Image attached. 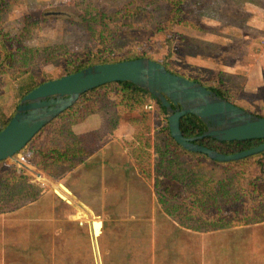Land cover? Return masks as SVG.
<instances>
[{
  "label": "rangeland",
  "instance_id": "obj_1",
  "mask_svg": "<svg viewBox=\"0 0 264 264\" xmlns=\"http://www.w3.org/2000/svg\"><path fill=\"white\" fill-rule=\"evenodd\" d=\"M7 1L4 17L10 26L17 27L29 17L38 19L37 45L47 44L59 53L67 49L84 53L107 43L126 53L140 45L157 60L171 56L174 64L191 76L221 80L220 68L203 67L197 60L202 54L204 58L213 56L217 63L225 59L219 55L225 53L226 22L213 11L229 12V17L239 20L229 27L235 25L240 30L245 28L242 19L251 15L248 7L234 2L229 6L224 0H179L182 17L193 23L170 25L166 14L174 0ZM100 27H104V38L97 34ZM173 31L184 38L177 40V52L172 56ZM65 67L63 59L46 60L40 55L31 61L30 73L36 79L54 78L61 76ZM256 74L259 89L250 94L232 93L223 80L222 86L237 104L264 112V69ZM13 95V86L0 91V107L7 113L12 110ZM148 106L153 113L143 132L151 149V177L135 169L129 153L135 125L126 116L112 128L102 124L99 114L88 116L75 130L105 131L100 149L65 178L55 180L44 173L37 178V185L0 204V264H97L92 211L105 223L98 238L99 264H264V221L200 229L179 222L160 203V187L154 184L158 176L161 185H173V190L181 183L160 171L168 157L161 136L167 118L154 100ZM61 183L70 189L66 194L73 204L55 194L56 188L62 190Z\"/></svg>",
  "mask_w": 264,
  "mask_h": 264
},
{
  "label": "trees",
  "instance_id": "obj_2",
  "mask_svg": "<svg viewBox=\"0 0 264 264\" xmlns=\"http://www.w3.org/2000/svg\"><path fill=\"white\" fill-rule=\"evenodd\" d=\"M7 6V0H0V91L13 86L14 95L10 113L0 107V131L13 117L21 99L33 88L53 78L47 76L36 79L30 73L31 61L36 56L44 55L46 60L63 59L66 67L62 75L95 63L142 56L156 59L140 45L130 48L126 53H119L108 43L84 53H77L73 49L59 53L54 48L48 49L47 44H36L35 38L40 27L37 18L29 17L17 27L7 24L4 17ZM168 7L170 12L166 16L170 25L174 22L190 24L191 21L182 17L179 0L170 2ZM97 34L104 38V27L97 29ZM172 35L176 38L175 43H171L173 56L177 52V40L184 36L174 31ZM158 61L175 73L201 81L234 102L230 91L222 86L221 79H204L199 74L191 76L185 69L178 68L169 55ZM153 100L160 114L166 117L160 101L132 82L116 80L99 85L82 93L73 105L46 124L15 156L55 180L63 179L85 157L100 149L105 135L101 128L77 132L75 125L92 114H99L102 124L112 128L126 116L135 125V136L129 146V153L136 162L135 169L150 178L154 166L150 144L143 131L149 126L153 112L148 109V105H152ZM254 113L264 115L259 109ZM129 114L132 116L129 117ZM180 126L183 133L190 137L200 135L207 129L206 123L193 113L184 115ZM161 136L168 147V157L165 169L160 171L165 177L174 179L175 183H181V187H174L173 190L170 188L173 185H161L159 176L154 184L160 187V203L176 220L200 229L264 221V151L228 161L212 159L205 153L188 150L178 143L171 135L168 120ZM197 142L224 153H235L263 143L264 138L220 140L205 136ZM35 185L34 175L15 161H0V204Z\"/></svg>",
  "mask_w": 264,
  "mask_h": 264
},
{
  "label": "water",
  "instance_id": "obj_3",
  "mask_svg": "<svg viewBox=\"0 0 264 264\" xmlns=\"http://www.w3.org/2000/svg\"><path fill=\"white\" fill-rule=\"evenodd\" d=\"M116 80L132 82L157 98L165 108L172 137L188 150L205 153L220 161L264 151V142L235 153H224L197 142L205 136L220 140L264 138V115L247 110L199 80L171 71L161 61L142 56L95 63L33 88L21 99L13 117L0 131V161H15L36 176L34 181L44 177V173L15 155L46 124L73 105L82 93ZM188 113L197 115L206 123L207 129L202 134L190 137L183 133L180 120ZM60 187L62 190L56 188L55 194L62 201L73 204L66 194L70 189L63 183ZM92 214L91 234L95 251L99 254L98 238L103 232L104 221L95 212Z\"/></svg>",
  "mask_w": 264,
  "mask_h": 264
},
{
  "label": "crops",
  "instance_id": "obj_4",
  "mask_svg": "<svg viewBox=\"0 0 264 264\" xmlns=\"http://www.w3.org/2000/svg\"><path fill=\"white\" fill-rule=\"evenodd\" d=\"M224 1L229 6L234 2L239 7H248L251 15L246 20L242 19L245 28L244 30H240L235 25L229 27V24H234L239 21L238 19L229 17V12L220 13L213 11L219 18H224V22H226L225 53L219 55V57L224 56L225 59L217 63L213 56L208 57L209 55L206 54L205 57L208 58H204L202 54L197 57V60L203 67H210L212 70L220 68V76L224 81L223 86H227L226 88L232 93L240 96L244 91V93L250 94L255 89H259L258 80L255 81L254 78L257 75L256 70L261 71L264 69V0ZM209 11L212 15L211 10ZM211 18L212 16H210ZM188 62L190 63L189 59ZM247 102L249 103V101ZM93 248L95 251L94 240ZM95 254L97 264H99L96 251Z\"/></svg>",
  "mask_w": 264,
  "mask_h": 264
}]
</instances>
